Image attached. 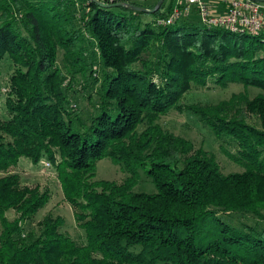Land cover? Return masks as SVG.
<instances>
[{"label":"trees","instance_id":"1","mask_svg":"<svg viewBox=\"0 0 264 264\" xmlns=\"http://www.w3.org/2000/svg\"><path fill=\"white\" fill-rule=\"evenodd\" d=\"M157 1L0 0V264H264V30L189 15L158 25L184 8L171 0L153 14L115 6ZM231 84L242 91L183 102ZM171 111L195 118L240 170L223 173L166 129ZM41 158L83 243L61 231V216L31 223L50 192L11 169ZM105 158L121 182L96 179ZM139 171L155 192L134 191Z\"/></svg>","mask_w":264,"mask_h":264},{"label":"rangeland","instance_id":"2","mask_svg":"<svg viewBox=\"0 0 264 264\" xmlns=\"http://www.w3.org/2000/svg\"><path fill=\"white\" fill-rule=\"evenodd\" d=\"M141 1V0H139ZM150 1V0H149ZM174 5L179 3L184 4V0H171ZM210 8L213 14L221 15L225 13L227 0H203ZM191 11L188 15L195 16L198 14L194 8L190 7ZM7 68L1 67V74L5 76ZM242 91L240 85L231 84L225 89L209 86V88H198L186 94L183 98L184 103H200L209 104L216 103L220 100L227 99L232 93ZM256 94L255 90H249V95ZM161 124L174 133L182 135L192 140L195 146H202L205 150L211 152L223 173L239 171L240 168L231 162L220 149L218 142L213 138L210 132L202 127L197 120L186 113H178L171 111L168 115L161 119ZM47 161L41 158L37 165H32L28 161L22 160L19 164L11 169V172L20 176L23 184L29 186L39 185L46 188L50 192V200L48 204L39 210L32 218L31 223L35 224L40 221L46 214L50 213L53 216H61L64 218V226L61 231L66 233L72 240L78 244L83 243L84 233L75 223L73 211L70 205L64 200L56 174L50 166H46ZM139 180L134 188L135 192L153 193L154 186L147 180L144 172L139 171ZM126 177V173L121 166L114 165L107 158L102 159L96 165V179L121 182ZM9 219L14 218L15 214L12 211L7 212Z\"/></svg>","mask_w":264,"mask_h":264},{"label":"built area","instance_id":"3","mask_svg":"<svg viewBox=\"0 0 264 264\" xmlns=\"http://www.w3.org/2000/svg\"><path fill=\"white\" fill-rule=\"evenodd\" d=\"M104 4L113 0H98ZM149 1V0H145ZM194 8L200 21L209 27L226 29L233 33L246 32L257 35L264 30V4L251 0H227L225 13L215 15L203 0H184V8H174L169 16L157 21L158 25L173 24L181 16L189 14ZM46 166H49L46 163Z\"/></svg>","mask_w":264,"mask_h":264},{"label":"water","instance_id":"4","mask_svg":"<svg viewBox=\"0 0 264 264\" xmlns=\"http://www.w3.org/2000/svg\"><path fill=\"white\" fill-rule=\"evenodd\" d=\"M99 6H102V7H112L111 5H108V4H104L98 0H89ZM164 0H158L157 3L155 4L154 8L152 10H147V9H143V8H139V7H135V6H131V5H128V4H124V3H119V4H116L115 6H121V7H127V8H130L131 10L133 11H140V12H145V13H155L156 11L159 10V8L161 7L162 3H163ZM251 1H255V2H259L261 3L262 1L261 0H251Z\"/></svg>","mask_w":264,"mask_h":264}]
</instances>
